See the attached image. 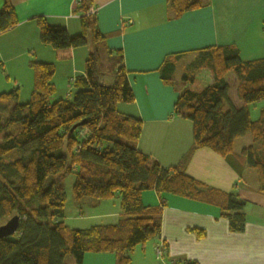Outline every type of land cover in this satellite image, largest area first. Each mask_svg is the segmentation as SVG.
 Returning <instances> with one entry per match:
<instances>
[{
    "label": "trees",
    "instance_id": "16d2710c",
    "mask_svg": "<svg viewBox=\"0 0 264 264\" xmlns=\"http://www.w3.org/2000/svg\"><path fill=\"white\" fill-rule=\"evenodd\" d=\"M174 18L202 7L201 0H167ZM81 33L70 37L60 26L37 19L39 40L59 61L72 51L92 46L84 74L76 77L71 99L52 102L55 67L29 62L33 87L26 104L19 103V88L0 94V227L18 217L17 229L0 239V264H82L86 253L115 254V264H131L127 254L159 237L164 202L145 206L141 195L155 191L212 204L220 209L229 231L244 230V202L185 174L193 151L206 148L222 157L241 174L242 162L255 171L264 194V110L251 122L248 107L264 101V59L243 63L233 48H206L201 61L213 76V84L200 91L183 88L173 113L190 121L193 143L176 167L162 168L136 149L141 121L120 114L118 104H131L134 96L127 82L120 51L107 50L97 28L94 0H77ZM17 25L15 12L5 0L0 8V35ZM202 54V52H201ZM105 62L113 83L99 82L97 66ZM165 62V61H164ZM237 80L235 108L228 98L224 75ZM187 77H183L185 82ZM165 85L170 77L161 76ZM84 122L83 125L80 123ZM76 128L72 130V128ZM249 135L255 144L233 154L235 139ZM258 144L261 147L257 151ZM71 176L74 201L90 199L96 205L117 199L120 218L115 225L77 230L60 220L66 205L65 180ZM197 239L200 229H189ZM183 264H198L185 262Z\"/></svg>",
    "mask_w": 264,
    "mask_h": 264
},
{
    "label": "crops",
    "instance_id": "0c3cea01",
    "mask_svg": "<svg viewBox=\"0 0 264 264\" xmlns=\"http://www.w3.org/2000/svg\"><path fill=\"white\" fill-rule=\"evenodd\" d=\"M4 1L0 0V8ZM7 1L15 12L17 25L0 35V94L18 87L19 103L26 104L33 87L29 62L35 61L55 67L51 101L67 99L77 91L73 81L83 76L85 61L93 48L87 37V45L74 49L70 59L57 60L54 51L39 40L37 19L64 28L70 37L79 35L77 0ZM166 1L94 0L97 28L105 36L103 45L107 50L122 53L127 82L134 96L133 103L118 104L116 109L141 121L136 149L165 169L176 167L193 143L190 121L173 113L179 92L197 79L201 80V89L214 81L201 62L203 50L233 48L243 63L264 59V0H201L202 7L177 18ZM185 66L194 67V74L185 82L181 80L177 87L178 68ZM230 73L224 75L228 98L239 108L242 103L237 96L238 80ZM162 75H169V85L162 82ZM65 82L69 84L68 91ZM263 110L264 101L249 105L251 122L258 121ZM251 145L255 146L249 135L237 138L233 154L238 156ZM257 147L260 152L261 147ZM240 166L243 168L238 175L222 157L202 148L193 151L185 174L216 190L232 192L244 202L245 223L241 233L229 231L226 219L220 217V209L215 205L144 191L141 200L145 206H159L161 198L164 202L161 229L158 238L127 254L131 264H264V194L258 189L255 171L243 162ZM71 186L72 183L70 189ZM72 201L75 210L67 219L65 205L60 219L68 228L84 230L115 225L120 218L117 199L96 205L90 199ZM193 228L203 230L204 236L197 239L189 231ZM159 243L165 248L161 259L155 255ZM115 263V254L94 253H86L82 262Z\"/></svg>",
    "mask_w": 264,
    "mask_h": 264
},
{
    "label": "rangeland",
    "instance_id": "374dc122",
    "mask_svg": "<svg viewBox=\"0 0 264 264\" xmlns=\"http://www.w3.org/2000/svg\"><path fill=\"white\" fill-rule=\"evenodd\" d=\"M89 49H90V45H88ZM192 65H195L196 64V61H193L191 62ZM190 63V64H191ZM97 71H98V75H99V80L101 81L102 85L104 86H110L112 85L113 83V78H114V75H113V72H111V70H108V66L105 62H102V63H99L98 66H97ZM178 74L180 75L179 76V79H175L176 81V85L177 87L181 85V80L183 77H191L193 76L194 74V67H189V66H185V67H181V68H178ZM232 74V73H230ZM181 77V79H180ZM201 80L200 79H197V81H195V83L193 85L191 84H187V88H189V90L193 89V90H199L201 89ZM64 84V82H63ZM68 91V88H69V84H66L65 82V85H64ZM200 91V90H199ZM73 92L72 94H70L68 96V99H71L73 96ZM73 179L71 176H69L66 180H65V190H66V194H67V202H66V212H67V219L71 216L70 213H72L75 209H73L72 207V197H71V189H70V183H72ZM65 264H73V261H72V258L71 257H67L66 258V261H65Z\"/></svg>",
    "mask_w": 264,
    "mask_h": 264
},
{
    "label": "water",
    "instance_id": "95a60500",
    "mask_svg": "<svg viewBox=\"0 0 264 264\" xmlns=\"http://www.w3.org/2000/svg\"><path fill=\"white\" fill-rule=\"evenodd\" d=\"M83 124L84 122L80 123L79 126ZM75 128L76 126L72 128L71 131H73ZM17 224H18V217H14L6 225L0 227V239L9 237L12 234H14L17 229Z\"/></svg>",
    "mask_w": 264,
    "mask_h": 264
},
{
    "label": "built area",
    "instance_id": "2783aa9c",
    "mask_svg": "<svg viewBox=\"0 0 264 264\" xmlns=\"http://www.w3.org/2000/svg\"><path fill=\"white\" fill-rule=\"evenodd\" d=\"M164 246L162 245V243H159V245L155 248V255L157 259H161L163 253H165L164 251Z\"/></svg>",
    "mask_w": 264,
    "mask_h": 264
}]
</instances>
